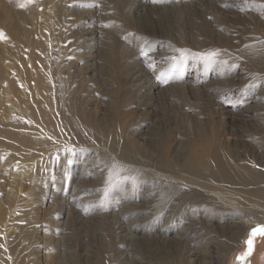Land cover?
I'll return each instance as SVG.
<instances>
[{
  "label": "rangeland",
  "instance_id": "obj_1",
  "mask_svg": "<svg viewBox=\"0 0 264 264\" xmlns=\"http://www.w3.org/2000/svg\"><path fill=\"white\" fill-rule=\"evenodd\" d=\"M263 23L264 0H0V117L14 119L0 122L4 264H217L205 255L234 215L196 188L228 178L151 173L161 161L188 174L201 120L237 145L230 164L255 195L259 221L227 264H264L258 233L237 260L264 226V159L240 143L263 77L216 59L220 37L261 41Z\"/></svg>",
  "mask_w": 264,
  "mask_h": 264
},
{
  "label": "bare ground",
  "instance_id": "obj_2",
  "mask_svg": "<svg viewBox=\"0 0 264 264\" xmlns=\"http://www.w3.org/2000/svg\"><path fill=\"white\" fill-rule=\"evenodd\" d=\"M245 40L246 41H244V43L238 45L234 43L233 39H231L230 37L228 38V40L226 38L220 37L219 47H218V51L216 54L218 55V57L216 59H217V62L221 61L225 63H231L232 65L230 68L233 67V69L235 70L239 69L241 65L243 69H248V73L246 72L245 73L248 74V76H252L251 78L253 81L259 83L258 81L261 79L260 76L263 77V81H264V35L263 34L261 35V41L258 40V34L256 35V37L254 36L253 38L247 37ZM225 46L229 47V51L226 50L227 47ZM200 53H202L203 56L207 58V52L206 53L200 52ZM238 65H239V68H238ZM250 71L252 72L251 74H249ZM257 74L260 75L259 76L260 79L256 77ZM263 81L258 91V93L259 92L260 93L258 96L256 95L257 96L256 102L258 103L256 106L257 111L254 112L253 115H247L249 116V119H247V121L252 122L251 124L253 128L252 130H254L255 133H252V135L251 134L245 135L244 136L245 140L240 141V143L244 147L247 146L250 148L249 153L257 160L264 159L259 153V152H262L264 149V82ZM256 90H258V87ZM44 106H45L44 103L37 104L38 109H41V110L44 109L43 112H45ZM5 112H8V110ZM0 122H3V123L9 122L8 126H10L14 123V119H13V116L9 113L5 115L2 114V116L0 117ZM200 123L203 126L202 134H198V135L196 134L195 135L196 139L195 140L192 139L189 142L190 149L195 148L199 151L195 152V156H190L188 153L185 154L184 162L188 166V168L186 169L188 174H185L183 172L185 174L184 175L177 168L173 169V168H166L163 166L161 167L160 166L161 161H156V164L154 165L158 169L156 170L153 169L151 173L155 172V173H158L157 175H162L163 177L160 176L161 177L160 179H165L166 181H168V178L166 177L172 176L174 178L184 180L186 181V183L188 182L193 185H194V181L197 180L196 177H199V178L203 177L202 175L199 176L197 174V172H200V171H203V173L205 171V174L206 173L209 174L215 171L216 169H218V174L220 176H222L223 178H228L227 181L209 180V178H205L203 180L200 178L201 180H198L197 182V185L199 186V188L198 189L196 188L197 192L200 194L201 197L205 196L209 198L206 200L216 201L217 206L219 205L220 209H225L226 210L225 212L229 211L231 214L234 215L231 228L228 229V232L223 234V236L225 237L223 240L224 243L222 244L221 247H219V252L216 251L217 252L216 255H212L210 254L211 250L210 251L208 250L207 251L208 254L205 255V258L207 261H213V263H217V264H227V262L232 257V254L237 250V248H240L242 246V243H243L242 241L244 240V239L242 240L241 238L240 242H236L235 237H237L240 234H242V236L244 234H247L250 228L254 226L253 223L259 221L253 218L251 215H248L246 212V210L250 208V206L252 205V201H253L252 199L248 198L249 195L250 194L253 196L255 195L252 192L253 188L250 187V183L246 179L248 177L246 175V171H245L246 169L239 168L240 169L239 170L238 168H234L232 166V165L235 166L234 162H242L243 160L242 153L241 154L233 153L231 157L229 155L228 148L232 145L235 148L237 147L236 144H233L234 141L230 139H228L229 140L228 141L227 138L216 141L215 132L212 129L206 130V128H210L209 122H202L201 120ZM19 124L22 127L28 126L26 123H23V122H20ZM236 133L239 134V132L237 131L233 134H236ZM227 142H230V143H227ZM176 166H179V164H176ZM258 167L261 168L260 166ZM204 168L206 170H204ZM149 169L148 171L150 172L151 170ZM154 176L155 175L152 174L153 178H155ZM154 183H156V181ZM255 193L258 194L259 191H256ZM207 243L208 242H206L205 244ZM2 245L3 244L0 243V264H4V261L1 257ZM189 263L194 264V263H197V261L192 259V261H190Z\"/></svg>",
  "mask_w": 264,
  "mask_h": 264
},
{
  "label": "snow or ice",
  "instance_id": "obj_3",
  "mask_svg": "<svg viewBox=\"0 0 264 264\" xmlns=\"http://www.w3.org/2000/svg\"><path fill=\"white\" fill-rule=\"evenodd\" d=\"M257 233L261 234V235H264V226H257L256 228H254L252 230V234L250 235L249 239L245 242L248 245V249H247V251L244 254L238 256L237 260H241L242 261L245 258L246 255L250 254L252 243H253L252 236L257 234Z\"/></svg>",
  "mask_w": 264,
  "mask_h": 264
}]
</instances>
